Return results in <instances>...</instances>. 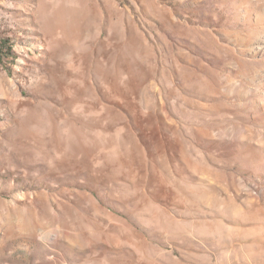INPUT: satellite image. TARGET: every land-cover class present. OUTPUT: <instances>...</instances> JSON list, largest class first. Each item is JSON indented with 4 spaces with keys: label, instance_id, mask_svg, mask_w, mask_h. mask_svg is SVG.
<instances>
[{
    "label": "rangeland",
    "instance_id": "rangeland-1",
    "mask_svg": "<svg viewBox=\"0 0 264 264\" xmlns=\"http://www.w3.org/2000/svg\"><path fill=\"white\" fill-rule=\"evenodd\" d=\"M0 264H264V0H0Z\"/></svg>",
    "mask_w": 264,
    "mask_h": 264
}]
</instances>
